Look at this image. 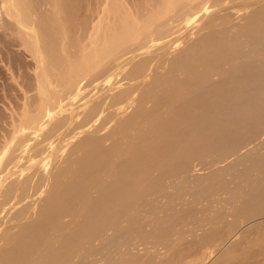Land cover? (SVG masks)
<instances>
[{
    "label": "bare ground",
    "instance_id": "1",
    "mask_svg": "<svg viewBox=\"0 0 264 264\" xmlns=\"http://www.w3.org/2000/svg\"><path fill=\"white\" fill-rule=\"evenodd\" d=\"M18 51L37 94L0 143V264L57 238L43 264H65L175 191L189 198L143 235L170 258L120 264H177L197 232L205 261L264 217V0H0V58ZM236 244L217 264H247Z\"/></svg>",
    "mask_w": 264,
    "mask_h": 264
},
{
    "label": "rangeland",
    "instance_id": "2",
    "mask_svg": "<svg viewBox=\"0 0 264 264\" xmlns=\"http://www.w3.org/2000/svg\"><path fill=\"white\" fill-rule=\"evenodd\" d=\"M248 7H246V9H247ZM210 11H212V10H210ZM195 31V30H194ZM198 31H200V30H198ZM197 30L195 31L196 33L198 32ZM194 32V33H195ZM196 33H195V35L194 36H196ZM178 45V44H177ZM175 48H176V46H174ZM179 48V47H178ZM177 48V49H178ZM16 49V48H15ZM19 53L16 55L15 53L13 54H10L11 56L12 55H14V58H15V56H18V57H20L19 59L18 58H15V59H13V58H11V57H9V55H7L9 58H7V56L5 55V57L7 58H5L4 56V58H5V60L3 59V58H0L1 60H0V70H1V72H0V122H1V116L2 115H5L6 117H4V122L2 121L1 123H2V125L0 126V127H2V128H0V135H1V138H0V141L1 140H3V141H1L0 143H4V146H7L5 143L7 142V143H10V141L11 140H13L12 142H14V144H15V141L17 140H15L14 141V139H15V135L16 134H14V130L13 129H11V127L13 128V125H11L10 126V124H14V123H17L16 122V120H15V122L14 123H10V124H7V123H9L10 121L11 122H13V120H12V116L10 117V115H11V113H12V115H13V117L14 116H18L17 118H15V119H17V121H19L18 120V118H21L22 116V114H20V112L21 113H23V112H25L23 109H25V105L27 104L28 105V102L26 103V101L32 96L33 97V95H34V97H35V95L37 94H35V91H33L32 90V92L30 91V90H27V92H26V94L27 95H24L25 94V89H29V85L28 84H30V86L31 87H33V88H35L34 86H35V84L33 83V81H32V83H30L29 82V80L28 79H26L27 77H29V75L31 74V75H33L34 74V72H32L33 71V69L31 68L30 69V67L29 68H27V69H29L28 70V72L30 73V74H28V72L26 73L28 76H26V78L25 77H21L20 75H21V73L19 72L18 74L19 75H17V72L18 71H20V69L19 70H16V68H14V67H17V66H19V67H17V68H20V62H21V66H23V63H25L23 60H26V61H30V57H28L27 55H23V54H21V52L20 51H18ZM176 52H178V51H176ZM11 58V59H10ZM30 58V59H29ZM21 60L20 62H18V60ZM23 59V60H22ZM4 60V61H3ZM12 60H14L13 61V65L11 66V61ZM17 61V62H16ZM15 63V64H14ZM14 66V67H13ZM8 67H9V69H10V67H12V68H14V69H12V71L10 72V71H8L9 69H8ZM26 69V70H27ZM11 70V69H10ZM14 70V71H13ZM16 70V71H15ZM99 70H101V68L99 69ZM25 70H23V72H24ZM5 72H8V74H6ZM21 72H22V69H21ZM4 73L7 75V76H5L4 75ZM11 73L14 75V73L17 75V76H15L14 75V77H16L15 79L14 78H11V77H13V76H11ZM25 73V72H24ZM20 76V77H19ZM5 77V78H4ZM19 77V78H18ZM7 78V79H6ZM25 78V80L28 82V84H27V82L25 83V81L23 80ZM30 78H32L33 79V76H30ZM29 78V79H30ZM8 81H6V80ZM14 79V80H13ZM17 79V80H16ZM19 79V80H18ZM23 80L24 81V85H26V86H24V85H21V84H23V81L21 82V80ZM3 80H5V81H3ZM14 81V82H13ZM18 81H20V82H18V84H20V85H18L17 84V82ZM31 81V80H30ZM9 83L10 85H12L13 87H14V85H15V87H14V90H11L10 91V89H9V87H8V91H7V86H6V83ZM16 83V84H15ZM5 84V85H4ZM32 84H34V86L32 85ZM3 85V86H2ZM18 85V86H17ZM4 86H5V88H4ZM12 86H10V87H12ZM20 86H23L24 88L22 89V90H20L21 88H20ZM12 87V88H13ZM26 87V88H25ZM17 89V90H16ZM89 89V88H88ZM35 90V89H34ZM20 91V92H19ZM7 92V93H6ZM29 92V93H28ZM34 92V93H33ZM2 93V94H1ZM5 94V95H4ZM8 94V96L7 97H5L6 95ZM11 94V95H10ZM2 96V97H1ZM5 98H4V97ZM18 96V97H17ZM27 96V97H26ZM28 96H30V97H28ZM9 97V98H8ZM33 97V98H34ZM70 97V96H69ZM72 97V96H71ZM3 98V99H2ZM26 98H27V100H26ZM33 98L31 99L30 98V100H28V101H30L31 103H32V101L31 100H33ZM18 99V100H17ZM35 99V98H34ZM6 100V101H5ZM26 100V101H25ZM1 101H3V102H1ZM33 101H35V100H33ZM15 102V103H14ZM74 102V101H73ZM14 103V104H13ZM16 104V105H15ZM18 104V105H17ZM30 104V103H29ZM15 106V109H11V108H13L14 106ZM23 105V106H22ZM30 105H32V104H30ZM8 108H7V107ZM16 106H17V110L19 111H17L16 110ZM29 106V105H28ZM27 106V107H28ZM20 107V108H19ZM24 107V108H23ZM26 107V109H28L29 107H31V106H29L28 108ZM20 109V110H19ZM30 109H32V108H30ZM12 110V111H11ZM14 110V111H13ZM22 110V111H21ZM16 111L18 112V113H16ZM2 112H4V113H2ZM15 114H18V115H15ZM20 114V115H19ZM24 114V113H23ZM9 115V116H8ZM9 118H11V119H9ZM6 119V120H5ZM9 119V120H8ZM8 121V122H7ZM19 123H20V121H19ZM19 123H17V125L19 124ZM5 126H6V132H5ZM15 126V125H14ZM10 127V128H9ZM4 128V129H3ZM9 128V129H8ZM4 132H3V131ZM11 130V131H10ZM2 131V132H1ZM9 131V132H8ZM11 132L14 134V136L13 137H11L10 135H11ZM6 135H5V134ZM5 135V137L4 136H2V135ZM10 134V135H9ZM20 134V133H19ZM19 134H17V136L19 135ZM21 134H24V133H21ZM8 135L11 137H9L8 138ZM8 138V140H7V138ZM3 138H5L7 141H5V139H3ZM14 138V139H13ZM9 139H10V141H9ZM9 141V142H8ZM32 142V141H31ZM31 142L29 143V144H26L27 146H29V148H30V150L28 149V147L26 148L25 147V150L26 149H28V151L30 152L32 149H33V147H34V145H33V143H32V147H30V144H31ZM0 145L1 147H0V151H1V149H2V147H3V145ZM14 144H9V145H11V146H13ZM35 144V143H34ZM8 145V146H9ZM7 146V147H8ZM10 146V147H11ZM36 146H38V145H35V148H39V150H40V147H36ZM40 146V145H39ZM6 147V148H7ZM9 147V150L10 149H12V148H10ZM35 148H34V150H35ZM4 149V148H3ZM8 149V148H7ZM7 149H5L6 151L5 152H7L8 150ZM37 150V149H36ZM36 150H35V152H36ZM39 150H37V151H39ZM27 151V150H26ZM27 151V152H28ZM4 152V151H3ZM3 152H1V153H3ZM32 152H34V151H32ZM34 152V153H35ZM40 152V151H39ZM26 154H28V153H26ZM31 154V153H30ZM30 154H28V155H30ZM37 154V153H36ZM22 155H23V153H22ZM21 156V155H20ZM23 156H25V154L23 155ZM22 157V156H21ZM21 157H19V158H21ZM73 158H75L74 156H73ZM46 161H47V163L48 162H51V160L50 159H46ZM42 162H44V161H42ZM45 163L46 162H44V165L43 166H46L47 165V163H46V165H45ZM47 167V166H46ZM47 168H49V166L47 167ZM219 174H222V171H219ZM180 193H182V194H180ZM179 194V195H178ZM187 195V191H175L174 192V198H173V200H168V199H160L161 200V206H166V208H160V207H157L156 206V204L155 203H150V204H148V205H142V206H140L139 208H138V210H137V212L134 214V219H136V222L135 223H132V222H126V223H123L118 229H116L115 231H112V232H110L105 238H103V239H98V240H94V241H92L90 244H88V245H85V246H79L78 248H76V249H74V250H72L71 251V253H70V256H69V258H68V260H67V262L65 263V264H120V263H123V262H125V261H127V260H129V259H142V261L144 260V258H146V260H147V258H148V256L150 255V252H152L153 254H154V252H156V254L158 253V252H160V254H162L163 256L166 254V256L167 257H160V258H163V259H165V258H170L169 256H171V255H169L170 253H168V255H167V253H166V248L165 247H167V246H165L164 244L163 245H161V243H159L158 245H156V244H153L152 242H150V241H148V240H146V239H144L143 238V235L145 234V232L147 231V230H149V228H150V225L158 218V217H167L168 218V216H170L171 214H172V209H176V207L178 206V205H180L182 202H184V200L185 199H188L189 198V196H186ZM230 197V194L229 195H224V196H222V197H219V199H218V201L216 202V203H226L225 201H223V199H221V198H229ZM167 206H172V209H170V208H167ZM169 209V210H168ZM264 217L262 218V219H260V220H257L256 222H254V223H252V224H247V225H243L242 227H241V229L239 230V232H238V234L237 235H235V237L233 236V237H231V238H229L227 241H226V243L224 244V246H220V248L221 249H216V250H218V251H216L214 254H213V257H211V259L210 258H208L207 260H202V259H205V258H200L199 256H196L197 255V253H196V255L194 256L192 253H194L195 251H191V250H189V251H187L188 250V248L190 249V247H186L187 245L188 246H191V244L193 245V242H195V241H197V240H199L198 238V236L200 235V232H197L196 234H192V233H186L185 235H184V238H182V239H180V240H178V247L179 248H177V250L179 251V249L180 250H182V251H180V253L181 252H184V249L186 248L187 250V253H186V251L184 252L185 254H184V256L185 255H187V256H185V257H187V258H185L184 256H183V254H181L182 256L180 257V259H179V261L181 262H179L178 261V263L177 264H187V263H189L188 261H190V260H192V262L193 263H189V264H195V262L196 261H198L196 264H217V261H218V259L220 258V256H221V254L223 255L224 253L223 252H225L226 253V251H228L229 250V248L231 247V246H233V244H234V246H235V244L237 243V242H240L239 244L237 243L236 245L238 246V247H240V249H243V251H240V252H238V254L239 255H241L242 254V252H244V249L246 250V251H248V256H246V258L248 257L249 258V260H247V264H249L250 262H252L253 264L255 263V264H264V242H260V241H258L257 242V237H259L258 236V233H259V231H260V233L261 232H263L264 233ZM261 221V222H260ZM258 222H260V223H258ZM257 223H258V225H257ZM255 226V227H254ZM258 226V227H257ZM262 227V228H261ZM132 229V230H129V229ZM251 230H250V229ZM253 229V230H252ZM259 230V231H258ZM18 231V229L16 230V231H14V232H17ZM242 232V233H241ZM244 232V233H243ZM254 232V233H253ZM249 233H251V234H249ZM257 233V234H256ZM263 233H262V235H263ZM239 234H241V235H239ZM238 235L243 239H241L240 237V239L238 238ZM264 236V235H263ZM244 240L245 241H247V242H244ZM261 241H264V239L263 240H261ZM244 242V243H243ZM249 242V243H248ZM247 245H246V244ZM63 239L62 238H57V239H55V240H53V241H51V242H48V243H45V244H40L39 246H35L34 248H32L31 249V253H30V260H31V264H43L44 263V257H43V255H44V253L45 252H47V251H49V250H58V249H61L62 247H63ZM190 244V245H189ZM232 244V245H231ZM195 245L196 244H194V248H195ZM4 246V243H3V241H0V249H3L2 247ZM233 246V247H234ZM6 247H10V246H6ZM159 247V248H158ZM184 247V248H183ZM192 247V246H191ZM241 247H244V248H241ZM253 247V248H252ZM157 248V249H156ZM165 248V249H164ZM251 248V249H250ZM4 249H6L5 247H4ZM7 250H10L9 248H7ZM2 251V250H1ZM6 251V250H5ZM150 251V252H149ZM177 251V252H178ZM192 253H191V252ZM250 251H252V252H250ZM10 252V251H9ZM190 252V253H189ZM1 253V252H0ZM151 253V255H153ZM189 253V254H188ZM255 253V254H254ZM155 254V255H156ZM159 254V253H158ZM157 254V257L158 256H160V255H158ZM190 254H192L195 258H196V261L194 260L195 258L194 257H191V255ZM243 254H245V252L243 253ZM246 254V255H247ZM262 254H263V256H262ZM147 255V256H146ZM190 255V256H189ZM251 255V256H250ZM254 255V256H253ZM189 256V257H188ZM150 257V256H149ZM183 257H184V259H183ZM197 257H199L200 259L199 260H201V261H199L198 259H197ZM159 258V257H158ZM192 258V259H191ZM247 258V259H248ZM253 260H252V259ZM183 259V260H182ZM190 259V260H189ZM146 260H144V261H146ZM141 261V262H142ZM184 261V262H183ZM195 261V262H194ZM204 261V262H203ZM249 261V262H248ZM183 262V263H182ZM186 262V263H185ZM200 262V263H199ZM257 262V263H256ZM252 263H250V264H252ZM142 264H145V263H143L142 262ZM147 264V263H146ZM149 264V263H148Z\"/></svg>",
    "mask_w": 264,
    "mask_h": 264
}]
</instances>
